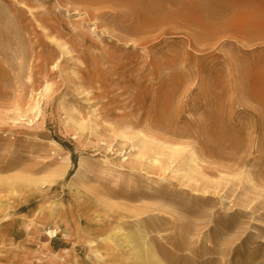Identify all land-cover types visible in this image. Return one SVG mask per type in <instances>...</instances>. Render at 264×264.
I'll return each instance as SVG.
<instances>
[{
  "label": "rangeland",
  "instance_id": "1",
  "mask_svg": "<svg viewBox=\"0 0 264 264\" xmlns=\"http://www.w3.org/2000/svg\"><path fill=\"white\" fill-rule=\"evenodd\" d=\"M121 219L264 264V0H0V264H96Z\"/></svg>",
  "mask_w": 264,
  "mask_h": 264
},
{
  "label": "bare ground",
  "instance_id": "2",
  "mask_svg": "<svg viewBox=\"0 0 264 264\" xmlns=\"http://www.w3.org/2000/svg\"><path fill=\"white\" fill-rule=\"evenodd\" d=\"M220 27L229 30H235V27L230 22L221 24ZM218 26L210 23L208 25V35H215L214 30H217ZM219 30V29H218ZM237 32H245V29L238 27ZM62 49V55L64 58H72V50L65 44H59ZM58 66L57 64L54 65ZM47 74V73H46ZM167 78V77H166ZM167 83V82H165ZM168 84V83H167ZM165 85V89H169L168 85ZM52 89V83H47L42 93L36 97L34 108L37 113L41 112V99L44 96H48L49 92ZM80 93H86L85 90L80 91ZM68 120H71L68 116ZM87 124L86 119L81 116L78 122V126L85 127ZM173 153H176L178 150L175 148H170ZM144 157V155L142 156ZM190 159L194 162H198L199 156L195 150L190 151ZM154 163L158 162V159L155 158ZM143 165V164H142ZM84 174V162L81 161L79 167L74 173L73 177H81ZM153 174H149L151 176ZM161 180H164L165 177H160ZM112 221V220H111ZM149 220L139 219L134 223V228L130 227V224H127L126 219H121L116 222L112 230L107 234L98 238V241L92 239L89 241V246L91 247L94 260L96 264H166V262L159 255L157 248H162L164 246L158 245L154 247L155 236L151 235L148 231ZM107 223L104 225H99L97 229L100 232L105 231ZM96 229V228H95ZM188 231V230H187ZM51 237H54L58 234V230H49ZM103 245V248L108 251V258H106L101 251L99 250V245ZM119 246L128 247V252L124 253Z\"/></svg>",
  "mask_w": 264,
  "mask_h": 264
},
{
  "label": "trees",
  "instance_id": "3",
  "mask_svg": "<svg viewBox=\"0 0 264 264\" xmlns=\"http://www.w3.org/2000/svg\"><path fill=\"white\" fill-rule=\"evenodd\" d=\"M76 162V158H74V163Z\"/></svg>",
  "mask_w": 264,
  "mask_h": 264
}]
</instances>
